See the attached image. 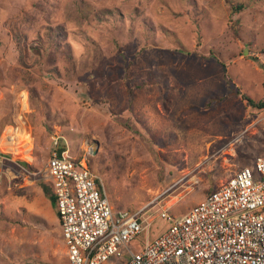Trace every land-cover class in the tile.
<instances>
[{"label": "rangeland", "instance_id": "1", "mask_svg": "<svg viewBox=\"0 0 264 264\" xmlns=\"http://www.w3.org/2000/svg\"><path fill=\"white\" fill-rule=\"evenodd\" d=\"M244 94L264 99V0H0V264H72L44 189L60 147L94 145L115 211L171 188L186 213L264 157Z\"/></svg>", "mask_w": 264, "mask_h": 264}, {"label": "built area", "instance_id": "2", "mask_svg": "<svg viewBox=\"0 0 264 264\" xmlns=\"http://www.w3.org/2000/svg\"><path fill=\"white\" fill-rule=\"evenodd\" d=\"M87 146L82 155L56 150L45 171L72 264H264V157L173 217L161 204L171 188L140 209L115 211L104 178L89 164L94 145ZM6 159L0 153V182ZM156 218L171 224L152 237ZM142 232L136 251L130 243Z\"/></svg>", "mask_w": 264, "mask_h": 264}, {"label": "trees", "instance_id": "3", "mask_svg": "<svg viewBox=\"0 0 264 264\" xmlns=\"http://www.w3.org/2000/svg\"><path fill=\"white\" fill-rule=\"evenodd\" d=\"M242 8V5H237V7L235 6V9L239 10ZM133 88L131 87V90ZM243 98L246 100L247 102V105L251 106V107H255V108H258V109H264V99H260V100H255L253 98H251L250 96L244 94L243 95ZM26 165H28L27 163H25ZM49 186V187H48ZM45 185L44 186V189H45V192L47 193V195L50 197L51 199V202L55 204V201H56V196L53 192V189L50 185ZM51 190V191H50ZM213 191V190H212ZM212 191H209L208 194Z\"/></svg>", "mask_w": 264, "mask_h": 264}, {"label": "water", "instance_id": "4", "mask_svg": "<svg viewBox=\"0 0 264 264\" xmlns=\"http://www.w3.org/2000/svg\"><path fill=\"white\" fill-rule=\"evenodd\" d=\"M98 145H99V143L96 141V142H95V150L98 149V147H97ZM63 150H65V147H60V148L58 149V153H59V155H61V153H62Z\"/></svg>", "mask_w": 264, "mask_h": 264}, {"label": "bare ground", "instance_id": "5", "mask_svg": "<svg viewBox=\"0 0 264 264\" xmlns=\"http://www.w3.org/2000/svg\"><path fill=\"white\" fill-rule=\"evenodd\" d=\"M172 203H174V202H171L170 204H172ZM170 204H169V205H170Z\"/></svg>", "mask_w": 264, "mask_h": 264}]
</instances>
